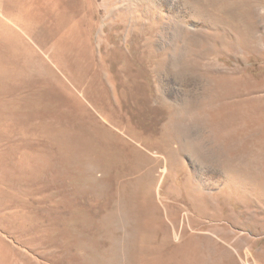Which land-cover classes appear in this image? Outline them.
Segmentation results:
<instances>
[{
  "label": "rangeland",
  "instance_id": "obj_1",
  "mask_svg": "<svg viewBox=\"0 0 264 264\" xmlns=\"http://www.w3.org/2000/svg\"><path fill=\"white\" fill-rule=\"evenodd\" d=\"M0 264H264V0H0Z\"/></svg>",
  "mask_w": 264,
  "mask_h": 264
}]
</instances>
